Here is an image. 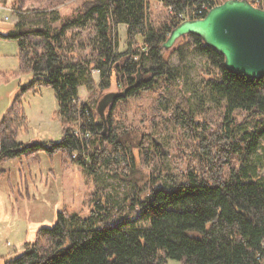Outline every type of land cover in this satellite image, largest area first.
<instances>
[{
    "label": "trees",
    "instance_id": "1",
    "mask_svg": "<svg viewBox=\"0 0 264 264\" xmlns=\"http://www.w3.org/2000/svg\"><path fill=\"white\" fill-rule=\"evenodd\" d=\"M61 1L14 8L16 21L0 32L18 41L22 71L32 72L22 90L53 89L61 139L18 141L26 117L15 98L0 120V162L58 153L63 166L79 165L95 185L82 201L87 215L57 211L53 225L37 228L1 264H264V173L252 158L264 144V76L230 72L220 52L183 35L205 57L199 73L206 93L196 105L170 65L172 52L183 58L182 50L162 47L179 13L211 0H160L170 14L159 25L149 19L147 0H82L67 15L57 8ZM86 26L94 36L82 56L74 29ZM138 66L139 83L99 112L112 79L130 86ZM82 85L86 99L79 98ZM144 91L156 94L133 122L129 101Z\"/></svg>",
    "mask_w": 264,
    "mask_h": 264
},
{
    "label": "rangeland",
    "instance_id": "2",
    "mask_svg": "<svg viewBox=\"0 0 264 264\" xmlns=\"http://www.w3.org/2000/svg\"><path fill=\"white\" fill-rule=\"evenodd\" d=\"M49 0H0V32H4L16 21L14 8L48 7ZM261 3L264 0H251ZM82 0H62L57 8L62 15L70 14ZM148 16L154 25L161 24L170 14V10L160 0H147ZM78 32L74 40L79 55L88 56L91 47L87 46L93 32L86 26L74 29ZM118 49L126 48V30L123 24L118 25ZM191 37L177 39L172 46L182 50L183 58L178 51H173L170 65L180 70L179 78L183 92L198 104L205 92L199 70L205 67V57L191 50ZM138 42L141 40L138 37ZM84 47L81 49L80 46ZM76 54V51L75 53ZM18 41L0 37V120L11 106L15 98L26 117L25 127L17 134V140L27 143L31 140L58 141L62 136V126L57 116L58 103L51 87L38 85L36 90H22L32 79V72L22 71ZM98 80V72L93 71ZM121 89L115 78L104 92H116ZM155 91H144L138 99H130V118L138 122L137 114L147 108ZM88 91L85 86L79 88V98L86 99ZM207 102V101H206ZM207 107L212 106L207 102ZM200 108V106H199ZM163 154L168 152L163 149ZM252 158L262 164L260 174L264 173V144L257 148ZM259 158V159H258ZM143 172L147 169L143 168ZM95 183L82 171L81 167L71 164L66 167L61 164L57 153L49 157L44 152L38 154L37 160L30 161L25 156L6 159L0 162V264L3 259L18 253L23 248L24 241H31L37 228L51 226L56 221L57 211L63 208L87 215L88 210L82 206V201L88 187ZM168 264H180L175 259H168Z\"/></svg>",
    "mask_w": 264,
    "mask_h": 264
},
{
    "label": "water",
    "instance_id": "3",
    "mask_svg": "<svg viewBox=\"0 0 264 264\" xmlns=\"http://www.w3.org/2000/svg\"><path fill=\"white\" fill-rule=\"evenodd\" d=\"M193 34L224 56V67L233 73L252 78L264 76V8L250 0H223L202 17L178 22L162 42L169 49L181 36ZM141 77L140 66L135 82L118 92L106 95L98 106L101 112L107 102L122 96L136 86Z\"/></svg>",
    "mask_w": 264,
    "mask_h": 264
},
{
    "label": "built area",
    "instance_id": "4",
    "mask_svg": "<svg viewBox=\"0 0 264 264\" xmlns=\"http://www.w3.org/2000/svg\"><path fill=\"white\" fill-rule=\"evenodd\" d=\"M223 0H211L209 3H206L205 5H203L200 9H198L197 11L195 10V8H189L186 12H181L177 15V17L179 18V20H184V19H188V18H197V17H201V15L203 13H206L212 6L220 3ZM261 4V3H260ZM264 8V6H261ZM170 10V9H169Z\"/></svg>",
    "mask_w": 264,
    "mask_h": 264
},
{
    "label": "crops",
    "instance_id": "5",
    "mask_svg": "<svg viewBox=\"0 0 264 264\" xmlns=\"http://www.w3.org/2000/svg\"><path fill=\"white\" fill-rule=\"evenodd\" d=\"M125 26V25H124Z\"/></svg>",
    "mask_w": 264,
    "mask_h": 264
}]
</instances>
